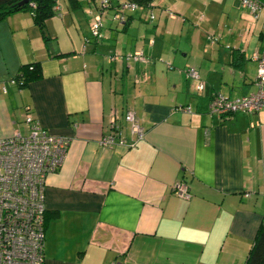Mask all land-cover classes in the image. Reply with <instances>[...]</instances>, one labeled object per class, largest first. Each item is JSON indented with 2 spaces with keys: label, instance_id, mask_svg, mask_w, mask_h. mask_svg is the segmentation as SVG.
I'll use <instances>...</instances> for the list:
<instances>
[{
  "label": "crops",
  "instance_id": "1",
  "mask_svg": "<svg viewBox=\"0 0 264 264\" xmlns=\"http://www.w3.org/2000/svg\"><path fill=\"white\" fill-rule=\"evenodd\" d=\"M58 1L45 37L29 11L0 20V136L24 132L31 114L70 139L46 180L44 264H245L264 222V108L221 116L209 105L257 89L264 17L241 0H152L119 22L130 0ZM31 62L39 74L12 85ZM128 110L144 129L133 145ZM178 180L189 200L175 195Z\"/></svg>",
  "mask_w": 264,
  "mask_h": 264
},
{
  "label": "built area",
  "instance_id": "2",
  "mask_svg": "<svg viewBox=\"0 0 264 264\" xmlns=\"http://www.w3.org/2000/svg\"><path fill=\"white\" fill-rule=\"evenodd\" d=\"M245 7L257 19L264 11V1L241 0ZM110 5V0H102L101 8ZM55 7L59 9V1ZM141 6L133 1L119 5L115 15L117 21L125 20L127 10H135ZM102 14V12H100ZM153 18V14L150 16ZM101 16L97 14L91 21L92 35L100 37ZM215 43L216 37L208 36ZM129 58V57H127ZM133 58H142L135 54ZM252 58L258 63V74L255 79L257 89L247 95L230 98L220 92L213 94L209 110L221 116L236 112L254 113L264 108V39L259 52ZM188 78L199 79L198 91L204 88L198 71L187 67ZM17 85L16 79H10ZM3 91L5 88L3 87ZM188 110L189 108H184ZM124 119L129 123V130L135 140L144 136V129L135 114L128 110ZM24 132L13 131L9 136H0V264H44V214L45 186L49 174L56 172L67 155L70 139L63 135H52L31 114L24 117ZM110 132L101 140V145L110 147L115 144L119 126L116 118L110 121ZM126 144L124 138L118 141ZM176 196L189 200L192 194L187 183L178 180L173 185ZM116 264V263H111Z\"/></svg>",
  "mask_w": 264,
  "mask_h": 264
},
{
  "label": "trees",
  "instance_id": "3",
  "mask_svg": "<svg viewBox=\"0 0 264 264\" xmlns=\"http://www.w3.org/2000/svg\"><path fill=\"white\" fill-rule=\"evenodd\" d=\"M21 0H0V20L7 16L21 11H29L32 14L33 22L45 37V21L57 13L56 0H29L24 4H18ZM140 6L148 7L152 0H130ZM264 1V0H260ZM74 5L76 0H70ZM125 21V20H124ZM39 64L31 62L20 66L16 75L11 79L17 80V87L23 86L31 77L39 74ZM245 264H264V222L260 224L254 241L248 251Z\"/></svg>",
  "mask_w": 264,
  "mask_h": 264
},
{
  "label": "rangeland",
  "instance_id": "4",
  "mask_svg": "<svg viewBox=\"0 0 264 264\" xmlns=\"http://www.w3.org/2000/svg\"><path fill=\"white\" fill-rule=\"evenodd\" d=\"M252 15V14H251ZM252 17H253V19H255V17L252 15ZM264 17V11L261 13V15H260V18L262 19ZM251 60L252 61H254L255 63H256V65L254 66V68L256 69L255 70V73H256V77H257V74H258V63H257V61H255L252 57H251ZM251 62V61H250ZM200 81H198V83H199ZM197 83V84H198Z\"/></svg>",
  "mask_w": 264,
  "mask_h": 264
},
{
  "label": "water",
  "instance_id": "5",
  "mask_svg": "<svg viewBox=\"0 0 264 264\" xmlns=\"http://www.w3.org/2000/svg\"><path fill=\"white\" fill-rule=\"evenodd\" d=\"M28 1H29V0H21V1L18 2V4L21 5V4H24V3L28 2Z\"/></svg>",
  "mask_w": 264,
  "mask_h": 264
}]
</instances>
